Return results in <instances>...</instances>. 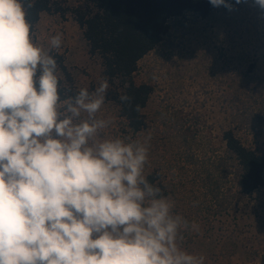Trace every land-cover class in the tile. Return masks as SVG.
<instances>
[{"label": "clouds", "instance_id": "9594fccd", "mask_svg": "<svg viewBox=\"0 0 264 264\" xmlns=\"http://www.w3.org/2000/svg\"><path fill=\"white\" fill-rule=\"evenodd\" d=\"M32 6L0 0V264H205L181 245L199 226L145 174L151 135H106L107 78L61 95L62 34L39 43Z\"/></svg>", "mask_w": 264, "mask_h": 264}, {"label": "rangeland", "instance_id": "374dc122", "mask_svg": "<svg viewBox=\"0 0 264 264\" xmlns=\"http://www.w3.org/2000/svg\"><path fill=\"white\" fill-rule=\"evenodd\" d=\"M76 2L70 1L72 5ZM232 4V11L220 7L208 19L188 13L172 20L163 42L139 63L137 83L153 90L144 111L147 130L135 139L142 142L151 135L146 176L159 169L167 173L163 152L177 141L165 140L160 131L165 123H174L175 112L184 111L201 131L195 149L202 156L230 123L232 93L252 77L264 78V11L254 0L240 4L232 0ZM35 33L45 46L50 37L62 34V47L52 54L65 59L78 89L94 90L104 79L101 60L90 56L83 31L71 15L66 20L43 15ZM109 95L98 115L111 119L105 133L115 137L120 107ZM246 137L256 140L252 135ZM260 144L264 152V138ZM179 169L175 176L179 203L189 209L190 222L199 226V233H183L182 247L203 255L205 264H264V187L239 199L228 213L209 223L196 216V207L203 201L202 182L187 166L181 164Z\"/></svg>", "mask_w": 264, "mask_h": 264}, {"label": "trees", "instance_id": "16d2710c", "mask_svg": "<svg viewBox=\"0 0 264 264\" xmlns=\"http://www.w3.org/2000/svg\"><path fill=\"white\" fill-rule=\"evenodd\" d=\"M70 1L33 0L27 19L35 31L43 15L63 20L69 15L73 17L83 31L90 56L102 62L103 77L110 84V101L120 107L115 137L135 140L147 130L144 111L153 92L151 87L136 81L139 63L163 42L172 20L188 13L208 19L223 6L213 7L209 0H78L73 5ZM54 57L61 73V95L64 86L73 93L78 91L65 59L60 55ZM125 94L131 98L130 104L121 102L120 96ZM231 99L229 125L202 156L195 149L201 131L184 111L175 112L174 123H165L160 131L165 140L177 143L163 152L169 167L167 173L159 169L147 177L175 201V212L189 221L192 220L189 209L183 208L178 200L180 191L175 176L181 164L202 182L199 187L203 201L196 207V216L209 223L228 213L239 199L264 187V152L260 144L264 138V78L255 76L243 82ZM137 105L140 111L135 110ZM251 135L255 141L246 137ZM262 252L264 262V246Z\"/></svg>", "mask_w": 264, "mask_h": 264}]
</instances>
